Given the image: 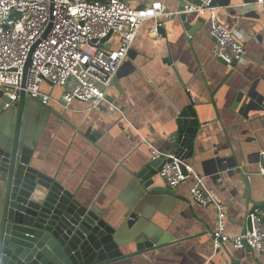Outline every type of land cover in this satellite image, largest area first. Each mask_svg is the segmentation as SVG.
<instances>
[{
  "label": "crops",
  "instance_id": "obj_1",
  "mask_svg": "<svg viewBox=\"0 0 264 264\" xmlns=\"http://www.w3.org/2000/svg\"><path fill=\"white\" fill-rule=\"evenodd\" d=\"M128 1L133 7L149 5L147 0ZM156 2L168 16L140 29L107 93L124 118L88 110L77 101L67 110L30 102L26 132L33 145L31 166L103 211L112 227L126 222L131 208L162 237L163 246L137 254L135 237L125 230L120 252L128 257L115 264H264V251L246 253L231 244L214 251L210 235L215 214L191 203L192 176L169 190L157 175L149 193L142 192L134 177L151 160L149 145L171 152L176 120L192 106L199 128L193 157L185 164L226 206V233H245L244 222L255 208L264 221V177L259 175L264 151V3L217 2L220 23L245 50V58L230 70L213 55L206 14L187 15V32L177 0ZM157 23L163 35L151 32ZM109 42L110 48L117 45L116 38ZM46 91L53 97L62 93L59 88Z\"/></svg>",
  "mask_w": 264,
  "mask_h": 264
},
{
  "label": "built area",
  "instance_id": "obj_2",
  "mask_svg": "<svg viewBox=\"0 0 264 264\" xmlns=\"http://www.w3.org/2000/svg\"><path fill=\"white\" fill-rule=\"evenodd\" d=\"M197 1L198 5L190 3L178 14H206L214 57L230 70L235 69L245 58V50L220 23L217 12L222 7L216 0ZM254 2L263 4L264 0ZM167 16L159 2L139 8L128 0H0V96H7L13 103L23 92L43 107L55 104L66 110L77 101L86 104L88 110L119 113L124 118L122 111L107 99L110 85L128 60L140 29L150 20ZM160 26L157 23L151 32L156 34ZM108 35L110 38L102 42ZM112 38L117 39L114 48H110ZM50 87L61 89V95L53 97L46 91ZM149 148L151 160H169L158 174L169 190H175L191 176L194 178L189 190L191 203L215 214L210 235L214 251L225 244L238 251L245 246L253 253L264 251V224L259 212H250L246 217L250 231L229 236L227 208L203 179L172 152L163 153L150 145ZM259 175L264 177V151Z\"/></svg>",
  "mask_w": 264,
  "mask_h": 264
},
{
  "label": "water",
  "instance_id": "obj_3",
  "mask_svg": "<svg viewBox=\"0 0 264 264\" xmlns=\"http://www.w3.org/2000/svg\"><path fill=\"white\" fill-rule=\"evenodd\" d=\"M177 1L179 12L190 3L199 4L197 0ZM146 2L152 5L156 0ZM187 15L181 13L179 17L189 32ZM157 33L164 34L162 26ZM109 38L110 35L102 42ZM30 102L23 92L13 103L7 96H0V121L4 122V128H0V264H115L128 257L120 252L125 230L130 231L131 238L135 237L137 254L163 246L162 237L139 210L128 208L127 221L118 228L112 227L103 211L79 201L31 166L33 145L26 132ZM5 104L10 105L6 108ZM176 123L178 131L170 137L174 143L171 152L185 163L193 157V142L199 128L193 107L184 109ZM89 138L93 140L92 136ZM165 162L169 160H149L135 173L143 193L154 191L153 179ZM243 226L245 232L251 230L247 218ZM242 251L251 250L245 246Z\"/></svg>",
  "mask_w": 264,
  "mask_h": 264
},
{
  "label": "trees",
  "instance_id": "obj_4",
  "mask_svg": "<svg viewBox=\"0 0 264 264\" xmlns=\"http://www.w3.org/2000/svg\"><path fill=\"white\" fill-rule=\"evenodd\" d=\"M100 1H103V0H100ZM262 222H264V221H262ZM264 224V223H263Z\"/></svg>",
  "mask_w": 264,
  "mask_h": 264
},
{
  "label": "rangeland",
  "instance_id": "obj_5",
  "mask_svg": "<svg viewBox=\"0 0 264 264\" xmlns=\"http://www.w3.org/2000/svg\"><path fill=\"white\" fill-rule=\"evenodd\" d=\"M32 102H34V100H31Z\"/></svg>",
  "mask_w": 264,
  "mask_h": 264
}]
</instances>
